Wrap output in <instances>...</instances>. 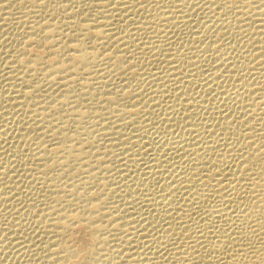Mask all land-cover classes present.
I'll return each instance as SVG.
<instances>
[{"label":"rangeland","instance_id":"rangeland-1","mask_svg":"<svg viewBox=\"0 0 264 264\" xmlns=\"http://www.w3.org/2000/svg\"><path fill=\"white\" fill-rule=\"evenodd\" d=\"M13 1V4H15L20 0ZM23 1L22 4L20 3L22 0L18 4L20 7L24 4L22 6L23 9L19 7L22 10H18V7H16L17 3L15 7L12 4L13 7L10 8L11 5L9 6L11 10L13 9L12 11L10 9L7 10V7L4 11L3 9L0 10V19L2 18V21L4 19L8 20L7 15H9V12L12 14L13 19H16L13 20L12 17H10L13 21L9 19V21H6L7 24L6 22H1L3 24L0 23V25L3 26H0V43L4 44L3 46L0 44V135L4 133L0 138V172H2V174H0V264H65L66 258L71 250H77V255L75 254V257L67 261L69 263L66 264H176L179 260L180 262L178 264H186L189 258L191 259L192 256H194L193 250H191L193 249L192 247L195 245L197 247L200 245L206 247L207 245L205 244L216 237V232L214 234L213 232L218 230L219 226L217 227V225H221L222 223L219 215H214V217H217L213 218V214L210 213L212 209L215 210L219 208L216 204L220 205L219 209L224 208V205H221L216 195L217 191L221 189L224 190V186L227 185L224 192L229 195L230 193L232 194L230 189L233 190V188L229 186L240 188L242 185L239 184H243V187H241L243 196L242 200L240 199L241 202H243L244 199V204H242L246 205V201L251 199L254 204L257 203H255L256 199L255 201L253 200L254 196L252 195V187L249 185V182L240 183V181H235L236 183L234 182V185L226 181L225 176L230 175L232 173L231 171L237 173L238 160L243 156L242 154L246 151H250L245 149H250V147H248L250 141L254 143V138L248 141L247 133L250 134L249 129L255 127L254 130H258L259 126L258 131L260 132L257 131V135L261 133L260 135L264 137V130L261 131L264 129V0H255L256 2L254 0H117V3L115 2L116 0H110L112 4L109 3L108 0H40V2L38 1V5L41 6L37 8H34L36 6L35 2L31 3V0H28V2L30 1L31 3L30 5V3L27 4V0ZM98 2L102 3V6L107 7V9L104 7V9H102V6ZM130 2L131 4H129ZM115 3L118 4V6H116ZM5 4L6 3H2L0 5L2 6ZM119 4H121L120 7ZM207 9H210V11ZM25 10L28 11L26 12ZM102 10L104 11L103 14H101ZM107 10L110 12L108 13ZM163 13L165 14L164 17L169 16L172 21H175L176 24H174L172 28H165L167 27L165 26L166 22H164L163 19L157 18L163 16ZM13 14L17 15L15 16ZM102 15L104 17H102ZM109 15L116 16L113 18L111 17L112 20H110V26H108L110 32H108L109 35L107 33V37L105 38L93 37L94 34H92V38H90V35L86 37L82 34L83 38L81 37L82 35L79 36L80 31H78L76 27H73L71 23V20L72 22L75 21L74 23L78 21L84 23L88 20L89 22L92 21L95 27H97V25H101L98 22H105V17L108 19ZM72 16H74V18ZM69 18L71 20H69ZM100 18H102V20H100ZM97 19L99 21H97ZM156 19L160 20V22L162 21V23ZM94 20L97 22L94 23ZM47 21V24H52V27L57 29V34L59 33V35H57L54 32L55 34L53 33V35L50 29V31L47 30L48 34L46 37L47 39L50 38L49 43L50 45L52 44L51 47L46 45L49 44L48 40H46L47 43H45L44 39H41V37H43V32H41V34L39 33L40 30H38V27H40V25L42 26V24H45L44 22ZM80 22L76 24H80ZM162 24L164 26H161ZM33 25L36 27L31 28ZM61 26L62 28H60ZM65 26L67 29H65ZM34 30L36 31L34 32ZM31 33H33V35H31ZM27 35H30L28 37L32 36L34 39L37 37L36 41L41 39L40 41H42V43L44 41L45 44L35 43V40L32 42V37L28 38ZM51 35H57L55 36L56 39ZM67 35H69V37ZM27 38L31 40L28 41ZM53 38L57 42L54 41L51 43V41L54 40ZM117 38L121 39L119 40ZM122 38H126L127 40L124 39L123 41ZM82 39H85L86 44L84 47V43L80 45V47H75V45L81 44L79 41H82ZM97 39L98 41L95 42ZM24 42L27 44L26 46L23 45L25 44ZM123 42H125V44H123ZM61 43L63 46L65 44L64 47L66 49H61L60 51L59 49L63 47L62 45V47H60ZM69 44L72 49L68 48ZM72 44H75V48H73ZM16 46L20 49L26 47L27 51L25 52L27 56L33 54L29 57L34 58L38 55L40 61L42 60L37 66L39 69L35 70L37 73L32 72L34 76L32 81L34 84H30L31 87L27 85V82H24L25 72L22 73L21 69L17 70V72L16 69H12L17 65L15 57L11 56L13 52L17 50ZM86 46L89 51L95 48V50L93 49V51L89 52L91 54L89 58L93 60V63L88 61V65L83 66L85 63L83 64L82 62L79 63V65H83L79 66L77 63L76 66L75 63L79 62V60H77V58L75 60L73 56H78L81 49H84ZM26 48L24 50H26ZM76 48L80 51H77ZM86 49L87 48H85V50ZM62 50H64V52ZM74 52H79V54H75ZM92 52H96L98 56L95 58L96 60L93 59L94 54ZM68 53L70 55L72 53L73 56L71 55L70 57ZM9 55L11 57H9ZM70 61L71 63L73 62L75 67L71 66L73 64H71ZM11 62L15 63L12 64ZM21 63L23 62H20V64ZM55 63H58L59 66L63 63V66L66 65L67 69L65 66L64 68L61 66L60 70L64 71L63 74L59 70V72L53 76L45 75L46 71H44L43 68L54 65L57 66ZM175 66L179 71L176 70ZM71 67H74L75 71ZM40 68L43 70L41 69L40 71ZM115 68L116 71L118 70L117 72ZM77 73L79 74L77 75ZM17 89L18 91L25 90L28 93L30 90V93L32 90L34 92H32L30 97L26 95V97L29 98H27L28 101L25 102H29V105H24V109L21 108L24 97L22 101L20 98L18 100L17 94L19 95V93L15 92ZM97 95L99 97H97ZM16 98L21 103L16 102L17 100H13L14 102L12 100L10 101V99ZM11 104L14 105L11 106ZM252 105L262 108V110L260 109L262 112L257 110V113H259L258 116L252 113ZM41 110L45 113L44 116L42 115L43 117L41 116L42 119L40 116V118L36 116ZM33 111H37V113L35 112V117H33ZM37 117L39 119H37ZM34 118H36L35 121H33ZM61 120L63 122H61ZM38 122L39 124H37ZM256 123H258L257 126ZM35 124L39 126L35 127ZM224 124L226 126H224ZM247 124L249 125L247 126ZM27 126H33L35 128V130L33 129L32 131L33 133L31 130L30 133L27 130L22 131L24 127L26 128ZM60 128L62 129L59 130ZM222 128L224 130L226 129V132L223 131ZM53 130H58V132L54 133ZM191 130L192 134L190 133ZM59 131L60 138L63 136L64 139H67L65 142H61V146L70 147V145H73L77 148V150L75 148L72 149L73 151L76 150L75 152L66 151L68 154H65L61 151V148L59 150L54 149L53 145H57L56 143L59 141L55 138L59 134ZM52 133L55 134V137ZM21 134L25 136L23 137ZM255 137L258 138H256V140H261L260 137ZM170 140L173 141L170 142ZM179 140L182 142H179ZM63 143L66 144L64 145ZM209 144L211 146H209ZM58 145L60 146V144ZM81 145L82 149L85 151H81ZM59 146H55V148ZM183 147L185 148L183 149ZM256 147L257 145H254L252 148L256 149ZM204 148H207L206 150L209 149L211 152H206ZM78 149L79 152L81 151L80 153L84 154L85 152V159H80L81 156L77 157L80 159H78L79 161L75 159V154L78 152ZM198 149L199 151H197ZM203 149V153L205 152L204 154H206L204 157L207 160L213 157L217 159L229 152L228 157L230 156V158L228 160H231L228 162L230 164H225L229 167H225L224 165L225 168L223 172L225 171V175L224 178H222L223 186L220 185L221 188H219L220 186L217 187L218 183H214L213 187H209L208 189L205 187L198 189V187L194 188V190L191 187L194 192L188 189V187L184 190L181 189L184 188L183 186L185 185V183L183 184L182 181H180L181 178L183 180V177L189 175L194 165L197 163L203 164V162H210H206V159V161L204 160L202 153ZM55 150L59 152L56 153ZM177 150L180 151L178 152ZM232 150L233 153H231ZM44 151H47V154ZM70 152L73 153V155ZM194 152L198 153L197 155L203 158L202 162L197 161L198 159ZM69 153L73 157L69 156ZM80 153L78 155H80ZM83 154H81L82 157ZM219 154L222 156H219ZM66 155L69 158L66 157ZM62 156L66 157L68 160L71 159V161L75 159L76 162L69 161L70 164L66 163L68 161L66 160L65 162L64 160L66 158L63 160ZM207 156H210V158ZM190 157L193 158L191 159ZM48 158H56L58 160L55 159L51 162ZM243 159L244 157H242V161ZM56 161L57 164L54 163ZM231 161L233 163L236 161V166ZM242 161L240 160L239 163ZM185 162L188 166L183 164ZM47 163L50 166H48ZM205 163L203 165H206ZM231 163L234 165L233 167ZM42 165L47 166V168ZM184 166L185 168H183ZM64 167L67 168L64 169ZM208 167L209 165L207 164V168ZM228 168L231 169L229 170ZM187 170L189 174H187ZM39 172H41V175ZM176 173H182L181 175H183V177L180 175L178 176V174L176 175ZM167 176L170 177L168 178ZM3 181L6 182L4 183ZM180 182L182 184L181 188ZM236 184H238L239 187H237ZM204 189L205 191L208 190L206 191L207 195ZM187 190H189V192ZM196 191L198 192V197ZM250 192L251 194H248ZM260 192L263 191L260 190ZM57 193H59V195ZM170 193H172L171 195H173V197H168ZM202 193H204L206 197L201 195ZM244 193H246V195ZM180 194L183 195L181 196ZM186 195L189 197H186ZM56 196L62 197L58 198L62 200H57ZM175 196L176 198H174ZM182 197H185L187 200ZM231 197L227 198L232 199ZM246 197L248 199H245ZM70 198L71 200H69ZM191 199H195V203ZM229 205L231 206V204ZM50 206L57 208V212H60L57 213L59 215L66 214L68 216H73V214L76 215V213H83V215H86H84L86 218H88L89 215L94 216V221H92V223L94 222V229L90 230L88 229L89 227H85L86 221L78 225L75 223L74 225H76V227H72L75 229L73 232L71 231L72 228L67 227L64 228L65 230L63 228H61V231L58 230L59 233H63L67 229L66 232L69 231L67 234L70 233L69 235L66 234V238L63 237L64 239L62 238L64 234L62 235V233H60V238V234L58 235V232L55 234L49 227L50 223L48 219L55 217V215L50 217L47 214L48 210L46 209H49ZM181 208H183L184 214L182 210L179 211ZM175 209L178 210V212H176ZM83 210L84 212H82ZM88 211L92 215H88ZM175 212L176 214H174ZM94 213L98 216L97 219ZM177 213H179L181 217L183 216L182 219ZM52 214H54V212ZM185 214L188 215V219L184 218ZM189 214H191V216ZM166 215L168 217L171 215L169 217L170 220L168 217L165 219ZM172 216L174 220H171ZM175 218L177 221H175ZM217 219L219 220L217 221ZM185 221L189 222V225ZM174 222L176 223L175 226ZM179 222L180 224L182 222V225H187L182 226ZM172 223L173 229L171 228ZM191 223H194V226ZM214 226L217 228L216 230ZM180 227H183L181 228L182 230ZM184 227L188 228V230ZM210 228L212 232L209 230ZM172 230L175 231V233ZM242 230L244 235H249V233L244 232V230L249 231L248 229L246 230L244 228ZM70 231L73 234H71ZM207 232L211 233L208 234ZM182 234L184 236H182ZM197 234L198 236H196ZM165 236L169 239L165 238ZM193 236L194 238L192 239ZM186 237L191 239L187 240ZM195 237L199 240L197 241ZM201 237H206L203 238L205 242L203 239V241L200 240ZM253 238L259 240L257 235ZM59 240H67L66 242L68 243L65 245V242L63 244V242ZM166 240L167 242H165ZM166 243L169 244L167 245ZM165 244L167 247H165ZM63 245L64 250H66L65 246L71 250L67 251L68 253L66 251L61 252L62 250L60 249ZM169 245L170 247H168ZM173 245L178 249H175ZM196 246L195 248H197ZM143 247L145 249H143ZM171 248L174 249L171 250ZM204 250L206 251V249H203V251ZM195 251L196 249L194 252ZM172 252H176L175 254L177 255H173ZM206 252H203V254L205 253L207 256L210 255L208 260L207 258L205 261L197 259L198 254L196 253L194 262L196 264H204L207 261L205 264H209V258L214 254L211 253V255ZM63 257L64 260L66 259L65 261H63ZM132 260L136 261L133 262ZM138 261L139 263H137Z\"/></svg>","mask_w":264,"mask_h":264},{"label":"bare ground","instance_id":"bare-ground-1","mask_svg":"<svg viewBox=\"0 0 264 264\" xmlns=\"http://www.w3.org/2000/svg\"><path fill=\"white\" fill-rule=\"evenodd\" d=\"M17 1V0H16ZM21 1V0H20ZM19 1V2H20ZM26 1V0H25ZM38 1L40 2V0H31V3L33 2H35L36 4V6L34 7V8H37V7H39V6H41V5H38ZM65 1V0H64ZM93 1H97V0H93ZM92 1V2H93ZM99 1V0H98ZM102 1H105V0H102ZM109 1V3H111V1L110 0H108ZM107 1V2H108ZM121 1V0H120ZM123 1V0H122ZM129 1H131V0H129ZM240 1V0H239ZM248 1V0H247ZM246 1V2H247ZM255 1V0H254ZM13 0H0V4H2V3H6L5 5H0V10H2L3 9V11H4V9L7 7V10L8 9H10L11 7H13L12 5H14V7L16 6V3L15 4H13ZM19 2L17 3V6L16 7H18V10L20 9V8H22V6L24 5H21V7L20 6H18V4H19ZM24 1L22 0V2H20L21 4L23 3ZM27 2V4H29L30 3V1L28 2V0L26 1ZM42 2V1H41ZM73 2V1H72ZM114 2V1H113ZM116 3H117V0L115 1ZM119 2V1H118ZM128 2V1H127ZM228 2V1H227ZM256 2V1H255ZM31 3H30V5H31ZM43 3V2H42ZM41 3V4H42ZM98 3H100V2H98ZM103 3H105V2H103ZM108 3V4H109ZM115 3V4H116ZM142 3H143V1H142ZM151 3V2H150ZM232 3V2H231ZM251 3V2H250ZM9 4V5H8ZM12 4V5H11ZM26 4V3H25ZM112 4V3H111ZM114 4V3H113ZM126 4H128V3H126ZM129 4H131V2L129 3ZM141 4V3H140ZM153 4V3H152ZM259 4V3H258ZM262 4V3H261ZM11 5V6H10ZM43 5H44V3H43ZM98 5V4H97ZM100 5L102 6V3H100ZM105 5V4H104ZM120 5L121 4H119V7H120ZM249 5V4H248ZM251 5V4H250ZM5 6V7H4ZM9 6H10V8H9ZM27 6V5H26ZM56 6V5H55ZM70 6V5H69ZM80 6V5H79ZM113 6V5H112ZM115 6V5H114ZM116 6H118V4H116ZM123 6V5H122ZM179 6V5H178ZM224 6V5H223ZM258 6H260V5H258ZM20 7V8H19ZM99 7V6H98ZM106 8L107 9V7H105V6H102V9H104V8ZM24 8H25V6H24ZM30 8V7H29ZM42 8V7H41ZM40 8V9H41ZM94 8V7H93ZM108 8H109V6H108ZM252 8V7H251ZM23 9V8H22ZM22 9H20V10H22ZM32 9V8H31ZM99 9H101V8H99ZM110 9V8H109ZM221 9V8H220ZM230 9V8H229ZM245 9H246V7H245ZM248 9V8H247ZM11 10V9H10ZM13 10V9H12ZM11 10V11H12ZM88 10V9H87ZM185 10V9H184ZM207 10H209L210 11V9H207ZM263 10V9H262ZM26 11V10H25ZM28 11V10H27ZM26 11V12H27ZM37 11V10H36ZM108 11V13L110 12L109 10H107ZM113 11V10H112ZM242 11V10H241ZM6 12V11H5ZM14 12V11H13ZM12 12V13H13ZM25 12V13H26ZM103 10L101 11V14H103ZM106 12V11H105ZM114 12V11H113ZM113 12H111V13H113ZM124 12V11H123ZM3 13V12H2ZM50 13V12H49ZM83 13V12H82ZM110 13V14H111ZM151 13V12H150ZM171 13H173V12H171ZM241 13H243V12H241ZM9 15H7L8 16V20L7 19H4L3 21L0 19V23L1 22H6V21H9V19H10V17H12V19H13V16H12V14L9 12L8 13ZM20 14V13H19ZM69 14H72V13H69ZM85 14H86V12H85ZM106 14V13H105ZM117 14H119V13H117ZM133 14V13H132ZM250 14V13H249ZM262 14V13H261ZM264 14V13H263ZM1 15V14H0ZM5 15V16H6ZM13 15H15V14H13ZM17 15V14H16ZM15 15V16H16ZM38 15V14H37ZM73 15H75V14H73ZM97 15V14H96ZM163 16H161L160 18L159 17H157L158 19H163L164 20V22H166V25L165 26H167V27H165V28H172L173 27V25L174 24H176L175 23V21H172L170 18H169V16H166V17H164V13L162 14ZM258 15H259V12H258ZM22 16H23V14H22ZM69 16H71V15H69ZM94 16V15H93ZM116 16V15H115ZM115 16H112V15H109V17H108V19H106V17H105V22H98V23H100L101 25L100 26H98L97 25V27H95V25L93 24V22L92 21H90V22H92V23H90L88 20H86V22H80V21H78V22H80V24H76V23H78V22H76V23H74V22H72V20L69 18V20H71V23H72V25H73V27H76L77 29H78V31H80V35L79 36H81L82 34H84V36H86V37H88V35H90L89 37L90 38H92L91 37V35L92 34H94L93 35V37H96V38H105V37H107V33L108 32H110V30L108 29V26H110L109 25V22H111L110 20H112V18L113 17H115ZM118 16V15H117ZM244 16V15H243ZM250 16V15H249ZM253 16H254V14H253ZM256 16V15H255ZM4 17V16H3ZM73 18H74V16H72ZM97 17H98V15H97ZM101 17V16H100ZM102 17H104L103 15H102ZM112 17V18H111ZM153 17V16H152ZM263 17V16H262ZM51 18V17H50ZM86 18V17H85ZM92 18V17H91ZM126 18V17H125ZM175 18V17H174ZM181 18V17H180ZM12 19H10V21L12 20ZM15 19V18H14ZM13 19V20H14ZM93 19V18H92ZM99 19V18H98ZM97 19V21H99ZM104 19V18H103ZM143 19V18H142ZM253 19V18H252ZM12 20V21H13ZM16 20V19H15ZM34 20V19H33ZM63 20V19H62ZM75 20V19H74ZM85 20H83V21H85ZM100 20H102V18H100ZM157 20V19H156ZM20 21V20H19ZM97 21H95L94 20V23L95 22H97ZM157 21H159L160 22V20H157ZM156 21V22H157ZM207 21V20H206ZM262 21V20H261ZM260 21V22H261ZM62 22V21H61ZM89 22V23H88ZM144 22V21H143ZM152 22V21H151ZM163 22V23H164ZM263 22V21H262ZM11 23V22H10ZM14 23V22H13ZM18 23V22H17ZM28 23V22H27ZM35 23H37V22H35ZM35 23H34V25H35ZM41 23V22H40ZM45 24H42V26L40 25V27H38V30H40V32L39 33H41V32H43V34H42V36L43 37H41V39H44V41H45V43H47V41L46 40H48V43H49V39H47V34H48V31H50L51 32V34H53L54 32L57 34V29L54 27H52L53 25L51 24L50 25V23L49 24H47L48 23V21L47 22H44ZM60 23V22H59ZM63 23V22H62ZM131 23V22H130ZM138 23V22H137ZM149 23V22H148ZM160 23H162V21L160 22ZM219 23V22H218ZM1 24H3V23H1ZM6 24H7V22H6ZM12 24V23H11ZM38 24H39V22H38ZM38 24H36V25H38ZM56 24V23H55ZM61 24V23H60ZM67 24V23H66ZM143 24V23H142ZM151 24V23H150ZM208 24V23H207ZM227 24V23H226ZM32 26L31 28H33V27H36V26ZM58 25V24H57ZM61 25H63V24H61ZM69 25H70V23H69ZM71 25V26H72ZM147 25V24H146ZM1 27H3L2 25H0ZM30 26V25H29ZM60 26V25H59ZM105 26V27H104ZM112 26V25H111ZM144 26V25H143ZM148 26V25H147ZM161 26H164L163 24L161 25ZM203 26V25H202ZM207 26V25H206ZM216 26V25H215ZM10 27V26H9ZM28 27V26H27ZM8 28V27H7ZM59 28V27H58ZM60 28H62V26L60 27ZM69 28H70V26H69ZM147 28H149V27H147ZM14 29V28H13ZM27 29H30V28H27ZM35 29V28H34ZM50 29V30H49ZM65 29H67L66 28V26H65ZM72 29V28H71ZM141 29H143V28H141ZM151 29V28H150ZM22 30V29H21ZM33 30V29H32ZM37 30V29H36ZM36 30H34V32L36 31ZM37 30V31H38ZM48 30V31H47ZM59 30V29H58ZM72 30H75V29H72ZM135 30V29H134ZM53 31V32H52ZM57 31V32H56ZM60 31V30H59ZM77 31V30H76ZM112 31V30H111ZM156 31V30H155ZM30 32V31H29ZM33 32V31H32ZM50 32H49V34H50ZM63 32V31H62ZM69 32V31H68ZM133 32V31H132ZM137 32V31H136ZM145 32V31H144ZM165 32V31H164ZM1 33V32H0ZM28 33V32H27ZM54 33V34H55ZM130 33V32H129ZM137 33H139V32H137ZM172 33V32H171ZM6 34V33H5ZM53 34V35H54ZM61 34V33H60ZM135 34V33H134ZM133 34V35H134ZM156 34V33H155ZM158 34V33H157ZM31 35H33V33H31ZM34 35H35V33H34ZM37 35H38V32H37ZM40 35V34H39ZM53 35H51V36H53ZM57 35H59V33L57 34ZM57 35H55V36H57ZM96 35V36H95ZM108 35H109V33H108ZM28 36H30V35H27V37ZM55 36H53L55 39H56V37ZM68 37H69V35H67ZM76 36V35H75ZM111 36H113V35H111ZM110 36V37H111ZM132 36V35H131ZM146 36V35H145ZM32 37V36H31ZM31 37H28V38H31ZM39 37V36H38ZM78 37V36H77ZM81 37H83V35L81 36ZM110 37H108V38H110ZM113 37H115V36H113ZM135 37V36H134ZM152 37V36H151ZM159 37V36H158ZM14 38H15V36H14ZM26 38V37H25ZM28 38H27V40H28ZM53 38V39H54ZM60 38H61V36H60ZM59 38V39H60ZM84 38V37H83ZM96 38H93V39H96ZM128 38V37H127ZM155 38V37H154ZM36 39H37V37L34 39L33 37H32V42H33V40H35L34 42L35 43H42V41H40L41 39H38L37 41H36ZM52 39V40H53ZM53 40V41H51V43L52 42H54V41H56V40ZM78 39V38H77ZM86 39V38H85ZM85 39H82V41H79V43H81V44H77V45H75V47H80V45H82L83 43V47H84V45L86 44L85 43ZM88 39V38H87ZM117 39H121V38H117ZM123 39V38H122ZM124 39H126V38H124ZM124 39H123V41H124ZM150 39V38H149ZM156 39V38H155ZM159 39V38H158ZM30 40H28V41H30ZM127 40V39H126ZM44 41H43V43H44ZM63 41V40H62ZM87 41V40H86ZM91 41V40H90ZM96 41H98V39L97 40H95V42ZM130 41V40H129ZM1 42H3V41H1ZM4 42H5V40H4ZM3 42V43H4ZM57 42V41H56ZM70 42V41H69ZM68 42V43H69ZM75 42H77V41H75ZM171 42V41H170ZM169 42V43H170ZM25 43V42H24ZM28 43V42H27ZM42 43V44H43ZM44 43V44H45ZM66 43V42H65ZM127 43H129V42H127ZM0 44H2V43H0ZM31 44V43H30ZM32 44H34V43H32ZM123 44H125V42H123ZM135 44V43H134ZM157 44V43H156ZM261 44V43H260ZM4 44H2V46H3ZM24 46H26L27 44L25 43V44H23ZM35 45V44H34ZM46 45H48V46H50L51 47V45H50V43L49 44H46ZM63 46V44L61 43L60 44V47H62ZM73 45V44H72ZM74 45H73V48H75L74 47ZM91 45V44H90ZM93 45V44H92ZM128 45V44H127ZM151 45V44H150ZM163 45V44H162ZM18 46H20V45H18ZM30 46V45H29ZM36 46V45H35ZM43 46V45H42ZM45 46V45H44ZM64 46H65V44H64ZM62 47V48H60L59 50L61 51V49H66L65 47ZM124 46V45H123ZM23 47V46H22ZM28 47V46H27ZM34 47V46H33ZM52 47H54V46H52ZM67 47V46H66ZM158 47V46H157ZM173 47V46H172ZM1 48V47H0ZM14 48V47H13ZM16 48H17V46H16ZM26 47H24V48H22V49H20L19 47L17 48V50H15L14 52H13V55H11V56H13V57H15V62H16V64L17 65H15L14 66V68H12V69H16V72H17V70H22L21 72L23 73V72H25L24 73V75H25V79H24V82H27V85L29 86L30 84H34V82L32 81L33 80V74H32V72H35V70L37 69H39V67L37 68V66L40 64V62H42V60L40 61V57L37 55V57H29V56H27L26 55V52L25 51H27V48H26V50H24ZM39 48V47H38ZM44 48V47H43ZM68 48H70V44H69V47ZM82 48V47H81ZM80 48V49H81ZM85 48H87L88 49V47L86 46ZM85 48L84 49H81V52H80V54H79V52L78 53H75V54H79L78 56L77 55H72V53H71V55L75 58V60H76V58H77V60H79V62H76L75 63V65L77 66V63H78V65H79V63H82L83 62V64L85 63V65H83V64H81V65H83V66H87L88 64V61H91L92 63H93V60L91 59V58H89V57H91V54L89 53L90 51H93V49L95 50V48H93V49H91L90 51H89V49L86 51L85 50ZM150 48H151V46H150ZM160 48H161V46H160ZM169 48V47H168ZM28 49H30V48H28ZM35 49V48H34ZM52 49V48H51ZM70 49H72V47L70 48ZM36 50V49H35ZM34 50V51H35ZM74 50V49H73ZM76 50H77V48H76ZM76 50H74V51H76ZM83 50V51H82ZM85 50V51H84ZM97 50V49H96ZM151 50H152V48H151ZM166 50V49H165ZM168 50V49H167ZM46 51V50H45ZM63 52H64V50H62ZM68 51V50H67ZM70 51H72V50H70ZM77 51H80L79 49L77 50ZM30 52H32V51H30ZM36 52V51H35ZM48 52V51H47ZM168 52V51H167ZM170 52V51H169ZM14 53H17V54H14ZM28 53V52H27ZM94 55V58L93 59H95L96 57H98L97 56V54H96V52H92ZM98 53V52H97ZM172 53H173V51H172ZM176 53V52H175ZM51 54V53H50ZM169 54V53H168ZM174 54V53H173ZM9 55V57H11ZM33 55V54H32ZM31 55V56H32ZM63 55V54H62ZM68 55H70L69 53H68ZM71 55H70V57H71ZM258 55V54H257ZM92 56V57H93ZM169 56V55H168ZM70 57H69V59H70ZM73 57H72V60H73ZM27 58V59H26ZM30 58V59H29ZM89 58V59H88ZM168 58V57H167ZM177 58V57H176ZM182 58H184V57H182ZM262 58V57H261ZM12 59V58H11ZM52 59V58H51ZM91 59V60H90ZM151 59V58H150ZM178 59V58H177ZM176 59V60H177ZM71 60V61H72ZM75 60H74V62H75ZM86 60V61H85ZM96 60V59H95ZM120 60H121V58H120ZM175 60V61H176ZM71 61H70V63H71ZM122 61V60H121ZM169 61V60H168ZM15 62H11L12 64L13 63H15ZM20 62H23V63H21L22 64V66H21V64H20ZM58 62V61H57ZM166 62V61H165ZM171 62V61H170ZM58 63H60V62H58ZM58 63H55V64H57V66L56 65H54V66H49L48 68L46 67V68H43L44 69V71H46L45 72V75H48V76H53V75H55V74H57L58 72H59V70H60V67L61 66H63V63H62V65L61 66H59V64ZM169 63V62H168ZM227 63V62H226ZM71 64H73V62L71 63ZM70 64V65H71ZM90 64V63H89ZM165 64H167V63H165ZM175 64H176V62H175ZM237 64V63H236ZM20 65V66H19ZM68 65V64H67ZM81 65H79V66H81ZM96 65V64H95ZM171 65V64H170ZM191 65V64H190ZM223 65V64H222ZM65 66V68H66V65H64ZM64 66H63V68H64ZM71 66H74V64L73 65H71ZM78 66V67H79ZM90 66V65H89ZM169 66V65H168ZM177 66V65H176ZM176 66H175V68H176ZM67 67H69V66H67ZM75 67V66H74ZM74 67H71L73 70H74ZM192 67V66H191ZM62 68V69H63ZM81 68V67H80ZM82 68H84V67H82ZM91 68V67H90ZM89 68V69H90ZM126 68H128V67H126ZM41 69L42 68H40V71H41ZM42 69V70H43ZM67 69V68H66ZM66 69H65V71H66ZM76 69V68H75ZM119 69V68H118ZM221 69V68H220ZM9 70V69H8ZM121 70V69H120ZM173 70V69H172ZM176 70L177 71H179V69H177L176 68ZM61 72H62V74H63V70H60ZM75 71V70H74ZM77 71H78V69H77ZM115 71H116V68H115ZM118 71V70H117ZM116 71V72H117ZM171 71V70H170ZM176 71V72H177ZM1 72V71H0ZM169 72V71H168ZM172 72V71H171ZM35 73H37V72H35ZM150 73V72H149ZM148 73V74H149ZM178 73H180V72H178ZM204 73V72H203ZM16 74H18V73H16ZM39 74V73H38ZM79 73H77V75H78ZM147 74V75H148ZM153 74V73H152ZM151 74V75H152ZM177 74V73H176ZM3 75V74H2ZM44 75V74H43ZM67 75V74H66ZM181 75V74H180ZM11 76V75H10ZM140 76H141V74H140ZM155 76H156V74H155ZM154 76V77H155ZM168 76V75H167ZM174 76V75H173ZM179 76V75H178ZM182 76V75H181ZM16 77V76H15ZM17 77H19V76H17ZM142 77V76H141ZM153 77V78H154ZM163 77V76H162ZM176 77V76H175ZM180 77V76H179ZM214 77V76H213ZM12 78V77H11ZM14 78V77H13ZM20 78V77H19ZM22 78H23V76H22ZM178 78V77H177ZM54 79V78H53ZM57 79V78H56ZM65 79V78H64ZM104 79V78H103ZM167 79V78H166ZM176 79V78H175ZM180 79V78H179ZM185 79H187V78H185ZM5 80V79H4ZM19 80V79H18ZM79 80V79H78ZM73 81V80H72ZM156 81V80H155ZM154 81V82H155ZM175 81V80H174ZM177 81V80H176ZM23 82V83H24ZM175 83V82H174ZM196 83V82H195ZM194 83V84H195ZM180 84V83H179ZM247 84V83H246ZM17 85V84H16ZM187 85V84H186ZM19 86V85H18ZM22 86H23V84H22ZM65 86V85H64ZM17 87V86H16ZM30 87H31V85H30ZM67 87V86H66ZM131 87V86H130ZM36 88V87H35ZM34 88V89H35ZM128 88V87H127ZM38 89V88H37ZM179 89V88H178ZM181 89V88H180ZM36 90V89H35ZM49 90V89H48ZM135 90V89H134ZM133 90V91H134ZM261 90V89H260ZM31 91V90H30ZM30 91H29V93L27 92V91H18V89H17V91H15V92H18L19 93V95L17 94V96H18V100H19V98L21 99V101L23 102V105H22V107L21 108H23L24 109V107L29 103H27V102H25V101H28L27 100V98H29L30 96H31V94H32V92H33V90H32V92L30 93ZM139 91V90H138ZM256 91H257V88H256ZM13 92V91H12ZM47 92V91H46ZM101 92V91H100ZM132 92V91H131ZM172 92V91H171ZM189 92V91H188ZM187 92V93H188ZM191 92V91H190ZM259 92V91H258ZM34 93V92H33ZM49 93V92H48ZM67 93V92H66ZM140 93V92H139ZM176 93V92H175ZM13 94V93H12ZM16 94V93H15ZM30 94V95H29ZM119 94V93H118ZM130 94H132V93H130ZM129 94V95H130ZM245 94V93H244ZM14 95V94H13ZM26 95H28L29 97H26ZM117 95V94H116ZM133 95V94H132ZM161 95V94H160ZM8 96V95H7ZM34 96V95H33ZM64 96V95H63ZM103 96V95H102ZM162 96V95H161ZM14 97V96H13ZM24 97V98H23ZM47 97V96H46ZM65 97H67V96H65ZM97 97H99L98 95H97ZM123 97H124V95H123ZM126 97V96H125ZM130 97V96H129ZM178 97V96H177ZM182 97V96H181ZM23 98V99H22ZM6 99V98H5ZM66 99V98H65ZM64 99V100H65ZM125 99V98H124ZM141 99V98H140ZM150 99H151V97H150ZM13 101V100H17V98L16 99H10V101ZM16 101V102H20V101ZM42 100H44V99H42ZM52 100V99H51ZM115 100V99H114ZM131 100V99H130ZM67 101V100H66ZM124 101V100H123ZM188 101V100H187ZM14 102V101H13ZM12 102V103H13ZM237 102V101H236ZM11 103V102H10ZM21 103V102H20ZM41 103V102H40ZM143 103H144V101H143ZM173 103V102H172ZM66 104H67V102H66ZM120 104V103H119ZM14 105V104H13ZM12 104H11V106H13ZM25 105V106H24ZM29 105V104H28ZM115 105V104H114ZM143 105V104H142ZM148 105V104H147ZM24 106V107H23ZM40 106H41V104H40ZM134 106V105H133ZM146 106V105H145ZM262 106V105H261ZM28 107V106H27ZM53 107V106H52ZM136 107H137V105H136ZM139 107V106H138ZM197 107V106H196ZM14 108V107H13ZM122 108V107H121ZM146 108V107H145ZM29 109V108H28ZM92 109V108H91ZM147 109H148V107H147ZM198 109V108H197ZM251 109H252V113H254L255 114V116H258V114L259 113H257V110H262V108H260L259 106H256V105H252V107H251ZM264 109V108H263ZM36 110V109H35ZM136 110V109H135ZM260 110V111H261ZM92 111V110H91ZM140 111V110H139ZM244 111V110H243ZM251 111V110H250ZM34 112V111H33ZM36 113H37V111H35ZM34 112V116L33 117H35V113ZM135 112V111H134ZM141 112V111H140ZM179 112V111H178ZM177 112V113H178ZM230 112V111H229ZM262 112V111H261ZM260 112V113H261ZM40 113V114H39ZM39 113H37V114H39V115H37L36 114V116H44V112L41 110V112L39 111ZM122 113V112H121ZM182 113V112H181ZM251 113V114H252ZM5 114V113H4ZM81 114V113H80ZM127 114V113H126ZM130 114V113H129ZM138 114V113H137ZM152 114V113H151ZM244 114H246V113H244ZM32 116V115H31ZM42 116V117H43ZM80 116V115H79ZM83 116V115H82ZM86 116V115H85ZM164 116V115H163ZM253 116V115H252ZM2 117V116H1ZM37 117V119H39ZM42 117H41V119H42ZM121 117V116H120ZM254 117V116H253ZM27 118V117H26ZM46 118V117H45ZM89 118V117H88ZM119 118V117H118ZM190 118V117H189ZM256 118V117H255ZM28 119V118H27ZM35 119L36 118H34V120L33 121H35ZM72 119V118H71ZM82 119V118H81ZM125 119V118H124ZM191 119H192V117H191ZM3 120V119H2ZM48 120V119H47ZM58 120V119H57ZM69 120V119H68ZM84 120V119H83ZM167 120V119H166ZM177 120V119H176ZM186 120V119H185ZM255 120H257V119H255ZM40 121V120H39ZM77 121V120H76ZM131 121V120H130ZM173 121V120H172ZM194 121H196V120H194ZM260 121H261V119H260ZM263 121V120H262ZM41 122V121H40ZM61 122H63L62 120H61ZM124 122H125V120H124ZM124 122H122V123H124ZM259 122V121H258ZM5 123H6V120H5ZM22 123V122H21ZM26 123V122H25ZM36 123V122H35ZM45 123V122H44ZM48 123V122H47ZM158 123V122H157ZM173 123V122H172ZM197 123V122H196ZM216 123V122H215ZM248 123V122H247ZM255 123V122H254ZM28 124V123H27ZM34 124V123H33ZM37 124H39V122L37 123ZM41 124V123H40ZM52 124V123H51ZM54 124V123H53ZM240 124V123H239ZM251 124V123H250ZM257 124L258 123H256V126H257ZM1 125V124H0ZM26 125V124H25ZM30 125H31V123H30ZM193 125V124H192ZM241 125V124H240ZM245 125V124H244ZM249 124H247V126H248ZM255 125V124H254ZM259 125H261V124H259ZM3 126V125H2ZM21 126V125H20ZM29 126V125H28ZM24 127V129L22 130V131H29V133H30V130H31V132L33 131V129L35 130V128L33 127V126H30V127ZM38 127L39 125H36L35 124V127ZM42 126V125H41ZM50 126V125H49ZM53 126V125H52ZM223 126V125H222ZM221 126V127H222ZM224 126H226L225 124H224ZM252 126V125H251ZM250 126V127H251ZM5 127V126H4ZM121 127V126H120ZM195 127V126H194ZM263 127V126H262ZM23 128V127H22ZM48 128V127H47ZM169 128V127H168ZM200 128V127H199ZM205 128V127H204ZM212 128V127H211ZM225 128V127H224ZM249 128V127H248ZM254 128L255 127H251L249 130H250V134L249 133H247L248 134V141H249V139H253V141H254V143L253 142H249V145H248V147H250V149L248 148H245L246 150H250V151H246L244 154H242L243 156L242 157H244V159H243V161H242V157L241 156H239V157H241L238 161L240 162V160L242 161L241 163H239V162H237V166H238V170H237V173L236 172H234V171H231L232 173L230 174V175H226L225 176V179H226V181H228L230 184H234V182L235 181H240V183L241 182H243V183H248L249 182V185L252 187V195L254 196L253 197V200L255 201V199H256V201H255V203L256 204H254L253 203V201H251V200H248V201H246L247 203H246V205H243L244 203V199H243V202H241L240 201V199L242 200V196H243V194H242V188L241 187H243V184H239V185H242L240 188H236V186H235V188L234 187H232V186H229V187H231V188H233V190L232 189H230V191H232V194L230 193L229 195H227V194H225L226 192H224V190H225V187L227 186V185H225L224 186V190L223 189H221V190H219V191H217V196H218V198H219V202L221 203V205H224L223 207V209H219L220 208V205H218V204H216V206H219V208H217V209H212L211 210V212L210 213H212L213 214V218H216V217H214V215H219L220 217H221V225H217V227L219 226V228H218V230H216L217 228H215V226H214V229L216 230V231H214L213 232V234L216 232V234H215V236L216 237H214V238H212V240H210L208 243H204L205 245H207L206 247H202L200 244V246L199 247H197L196 245V247L197 248H195V246L194 247H192L193 249H191V250H193V254H194V256H192V258L190 259L189 258V260L186 262L185 260V262H186V264H196L194 261V259L196 258L195 256V254L197 253L198 254V257H197V259H199V260H204L205 261V259L207 258V260H208V257L210 256L209 254H211V253H213L214 255H212L211 256V258H209V261L211 262H209V264H264V137L262 136V135H260V134H258L257 135V133L258 132H260V131H258L259 130V126H258V130H254ZM43 129H45V128H43ZM55 129V128H54ZM62 128H60L59 130H61ZM115 129V128H114ZM119 129V128H118ZM196 129V128H195ZM194 129V130H195ZM227 129H230V128H227ZM2 130H4V129H2ZM6 130V129H5ZM9 130V129H8ZM18 130V129H17ZM40 130V129H39ZM75 130V129H74ZM82 130V129H81ZM201 130H202V128H201ZM222 130L223 131H225L226 132V129L224 130L223 128H222ZM248 130V131H249ZM264 129H262L261 131H263ZM10 131V130H9ZM37 131V130H36ZM51 131V130H50ZM49 131V132H50ZM54 131V133L55 132H58V130L57 131H55V130H53ZM79 131V130H78ZM83 131V130H82ZM198 132H200L199 130H197ZM196 131V132H197ZM258 131V132H257ZM2 132V131H1ZM4 132V131H3ZM6 132V131H5ZM20 132H21V129H20ZM142 132V131H141ZM189 132V131H188ZM194 132V131H193ZM195 132V133H196ZM228 132V131H227ZM27 133V132H26ZM33 133V132H32ZM39 133V132H38ZM54 133H52V134H54ZM63 133H65V132H63ZM121 133V132H120ZM190 133L192 134V130L190 131ZM206 133H207V131H206ZM4 134V133H3ZM2 133H1V135H3ZM58 134V133H57ZM113 134V133H112ZM134 134V133H133ZM159 134V133H158ZM183 134V133H182ZM201 134V133H200ZM1 135H0V138H1ZM7 135V134H6ZM23 137L25 136L24 134H21ZM21 135H19V136H21ZM37 135V134H36ZM43 135V134H42ZM58 135H59V137H58ZM57 135V137H55V134L53 135L55 138H57L59 141H57V145H53V147H54V149H57V150H59L60 148H61V151L62 152H64L65 154H68L66 151H73L72 149L73 148H75L73 145H70V147H63V146H61V142H65V140H67V139H64L63 138V136H62V134H61V138H60V131H59V134ZM75 135H76V133H75ZM167 135V134H166ZM169 135V134H168ZM212 135H214V134H212ZM222 135V134H221ZM9 136V135H8ZM14 136V135H13ZM21 136V137H22ZM39 136V135H38ZM37 136V137H38ZM43 136H45V135H43ZM68 136V135H67ZM156 136V135H155ZM255 136H258V137H260L261 138V140H256V138L257 137H255ZM17 137V136H16ZM41 137V136H40ZM39 137V138H40ZM52 137V136H51ZM53 137V138H54ZM65 137V136H64ZM182 137V136H181ZM180 137V138H181ZM187 137V136H186ZM206 137V136H205ZM214 137V136H213ZM212 137V138H213ZM217 137V136H216ZM3 138V137H2ZM42 138V137H41ZM146 138V137H145ZM150 138V137H149ZM185 138V137H184ZM188 138V137H187ZM195 138V137H194ZM199 138V137H198ZM24 139V138H23ZM35 139H36V136H35ZM38 139V138H37ZM68 139H70V138H68ZM78 139V138H77ZM202 139V138H201ZM218 139V138H217ZM258 139V138H257ZM263 139V140H262ZM3 140V139H2ZM40 140V139H39ZM42 140V139H41ZM74 140V139H73ZM196 140V139H195ZM69 141V140H68ZM71 141V140H70ZM86 141V140H85ZM116 141V140H115ZM142 141V140H141ZM173 141V140H172ZM171 140H170V142H172ZM192 141V140H191ZM202 141V140H201ZM214 141V140H213ZM225 141V140H224ZM45 142V141H44ZM59 142V143H58ZM140 142V141H139ZM145 142V141H144ZM179 142H182V141H180L179 140ZM199 142V141H198ZM32 143V142H31ZM43 143V142H42ZM67 143V142H66ZM65 143V144H66ZM76 143V142H75ZM85 143V142H84ZM84 143H83V146H84ZM88 143V142H87ZM126 143V142H125ZM168 143V142H167ZM185 143V142H184ZM191 143H193V142H191ZM196 143V142H195ZM253 143V144H252ZM44 144V143H43ZM58 144H60V146L58 145ZM64 144V143H63ZM64 144V145H65ZM69 144V143H68ZM164 144V143H163ZM174 144V143H173ZM179 144H181V143H179ZM250 144H252V145H250ZM52 145V144H51ZM150 145V144H149ZM177 145V144H176ZM183 145V144H182ZM191 145V144H190ZM207 145V144H206ZM245 145V144H244ZM243 145V146H244ZM254 145H257V147H256V149L255 148H252V147H254ZM35 146V145H34ZM55 146H59V147H56L55 148ZM67 146H69V145H67ZM141 146V145H140ZM165 146H168V145H165ZM165 146H164V148H165ZM171 146H172V144H171ZM185 146V145H184ZM186 146H187V144H186ZM209 146H211L210 144H209ZM242 146V147H243ZM16 147V146H15ZM53 147H52V149H53ZM146 147V146H145ZM176 147V146H175ZM194 147V146H193ZM214 147V146H213ZM2 148V147H1ZM44 148H46V147H44ZM81 149H82V145H81V147H80ZM79 148V149H80ZM173 148V147H172ZM177 148H179V147H177ZM176 148V149H177ZM185 147H183V149H184ZM190 148V147H189ZM195 148V147H194ZM193 148V149H194ZM207 148H209V147H207ZM206 148V149H207ZM214 148H216V147H214ZM47 149V148H46ZM54 149H53V151H54ZM76 150H77V148H75ZM74 149V150H75ZM79 149H78V152L75 154L76 155V157H75V155H74V157H75V159L76 160H78L79 158H77V157H80V159H85L84 157L86 156V154H85V152H84V154L83 153H80L81 151H85V150H81L80 152H79ZM139 149V148H138ZM143 149V148H142ZM182 149V148H181ZM182 149V150H183ZM192 149V150H193ZM205 149V148H204ZM204 149L202 150V153H203V151H204ZM205 149V150H206ZM243 149V148H242ZM45 150V149H44ZM75 150V151H76ZM146 150V149H145ZM186 150V149H185ZM191 150V149H190ZM194 150H196V149H194ZM214 150V149H213ZM234 150V149H233ZM233 150L231 151V153H233ZM236 150V149H235ZM238 150V149H237ZM51 151V150H50ZM56 151V150H55ZM75 151H73V152H75ZM170 151H171V149H170ZM175 151V150H174ZM178 152L180 151V150H177ZM197 151H199V149L197 150ZM207 151H210L209 149L208 150H206V152ZM219 151V150H218ZM45 153L47 152V151H44ZM49 152V151H48ZM57 152H59V151H56V153ZM70 152V153H71ZM131 152V151H130ZM152 152V151H151ZM196 152V151H195ZM194 152V153H195ZM211 152V151H210ZM224 152V151H223ZM45 153H43L44 155H46ZM53 153V152H52ZM51 153V154H52ZM63 153V154H64ZM69 153V156H71V154L73 155V153H71L70 154ZM80 153V155H78ZM87 153V152H86ZM149 153V152H148ZM157 153V152H156ZM160 153V152H159ZM167 153V152H166ZM169 153V152H168ZM174 153V152H173ZM177 153V152H176ZM181 153V152H180ZM185 153V152H184ZM205 153V152H204ZM203 153V158H204V160L206 159L205 157H204V155L206 156V154H204ZM221 153V152H220ZM224 153H226V152H224ZM229 153V152H228ZM228 153L227 154H224L223 156L222 155H220L219 154V156H222V157H218L217 159L216 158H210V156H207V157H209L210 159H206L205 161L206 162H208V161H210L209 163H205V162H203V164L205 163L206 165H203V164H201V163H197L196 165H194L193 167H192V170H191V172H190V174L188 173V170H187V174H189V175H187L186 177H183V175H181L182 173H176V175L178 174V176L180 175V176H182L184 179L182 180V178H181V180L180 181H182V183L184 184L185 183V185L183 186L184 188H181L182 187V184H181V182H180V188L181 189H187V187H188V189H191V187L194 189V188H198V189H200L201 187H205V188H209V187H213V184L214 183H218V186L217 187H219L220 185H222L223 184V179L222 178H224V172H223V170H224V165L225 164H230V163H228L230 160H228L229 158H230V156L228 157ZM236 153V152H235ZM39 154V153H38ZM43 154H41V155H43ZM81 154H83V157H82V155ZM137 154V153H136ZM193 154V153H192ZM196 155V157H197V161H203V158L202 157H200V155L198 156L197 154L198 153H195ZM214 154V153H213ZM239 154V153H238ZM241 154V153H240ZM43 155V156H44ZM59 155V154H58ZM78 155V156H77ZM85 155V156H84ZM147 155V154H146ZM164 155H166V154H164ZM186 155V154H185ZM209 155V154H208ZM211 155H212V153H211ZM215 155H216V153H215ZM230 155V154H229ZM233 155V154H232ZM47 156V155H46ZM50 156H53V155H50ZM50 156H49V158H50ZM161 156V155H160ZM235 156V155H234ZM59 157V156H58ZM63 157V156H62ZM66 157H68L67 155H66ZM66 157H63V160H64V158H66ZM71 157H73V156H71ZM184 157V156H183ZM189 157V156H188ZM216 157V156H215ZM19 158V157H18ZM46 158V157H45ZM48 158V159H49ZM60 158V157H59ZM69 158V157H68ZM152 158V157H151ZM162 158V157H161ZM164 158V157H163ZM167 158V157H166ZM165 158V159H166ZM176 158V157H175ZM191 158V157H190ZM193 158V157H192ZM191 158V159H192ZM56 158H51V159H49L51 162L52 161H54ZM72 159H74V158H72ZM74 159V161H71V159L70 160H68L67 158L64 160L65 162H66V160L68 161V162H66V163H69V161H71V162H76V160ZM79 159V160H80ZM82 159V160H83ZM56 160H58V159H56ZM78 160V161H79ZM81 160V161H82ZM152 160V159H151ZM196 160V159H195ZM194 160V161H195ZM46 161H48V160H46ZM61 161V160H60ZM63 161V162H64ZM77 161V162H78ZM86 161V160H85ZM156 161H158V160H156ZM185 161V160H184ZM193 161V160H192ZM233 161V160H232ZM231 161V162H232ZM237 161V160H236ZM236 161H234V165H235V162ZM43 162V161H42ZM50 162V163H51ZM65 162H64V164H65ZM92 162V161H91ZM154 162V161H153ZM179 162H181V161H179ZM191 162V161H190ZM14 163V162H13ZM44 163V162H43ZM54 163H56L57 164V161L56 162H54ZM54 163H52V164H54ZM61 163V162H60ZM141 163V162H140ZM150 163V162H149ZM149 163H148V167H149ZM160 163H161V161H160ZM187 163H188V161H187ZM186 162L185 163H183V164H186L187 166H188V164H187ZM194 163V162H193ZM196 163V162H195ZM232 163H231V165H232ZM52 164H51V167H52ZM56 164H54V165H56ZM70 164V163H69ZM69 164H67V165H69ZM155 164V163H154ZM158 164V163H157ZM177 165H179L178 163H176ZM182 164V165H183ZM207 164L209 165V167L207 168ZM47 165H48V163H47ZM54 165H53V167H54ZM61 165V164H60ZM78 165V164H77ZM234 165H232V167L234 166ZM244 165V166H243ZM8 166V165H7ZM15 166V165H14ZM42 166H44V165H42ZM48 166H50V165H48ZM59 166V165H58ZM154 166V165H153ZM174 166V165H173ZM176 166V165H175ZM211 166V167H210ZM236 166V165H235ZM44 167H46L47 168V166H44ZM148 167H147V169H148ZM158 167V166H157ZM166 167H167V165H166ZM180 167V166H179ZM229 167V166H228ZM13 168V167H12ZM45 168V169H46ZM49 168V167H48ZM55 168V167H54ZM67 168V167H66ZM65 167H64V169H66ZM165 168V167H164ZM170 168V167H169ZM171 168H172V166H171ZM170 168V169H171ZM174 168V167H173ZM176 168V167H175ZM183 168H185V166L183 167ZM57 169H58V167H57ZM63 169V168H62ZM69 169V168H68ZM144 169V168H143ZM155 169V168H154ZM161 169H162V167H161ZM167 169V168H166ZM177 169H178V167H177ZM176 169V170H177ZM188 169V168H187ZM229 169V168H228ZM231 169V168H230ZM229 169V170H230ZM233 169V168H232ZM15 170V169H14ZM41 170V169H40ZM55 170H56V168H55ZM182 170V169H181ZM186 170V169H185ZM226 170V169H225ZM8 171V170H7ZM48 171V170H47ZM51 171V170H50ZM161 171V170H160ZM166 171V170H165ZM154 172V171H153ZM152 172V173H153ZM167 172V171H166ZM228 172V171H227ZM41 172H39V174H40ZM42 173H44V172H42ZM148 173V172H147ZM161 173H162V171H161ZM168 173H170V172H168ZM183 173H185V172H183ZM0 174H2V172H0ZM46 174V173H45ZM173 174V173H172ZM228 174V173H227ZM7 175V174H6ZM35 175V174H34ZM41 175V174H40ZM152 175V174H151ZM154 175V174H153ZM157 175V174H156ZM155 175V176H156ZM164 175V174H163ZM162 175V176H163ZM68 176V175H67ZM96 176V175H95ZM166 176V175H165ZM177 176V177H178ZM154 177V176H153ZM157 177V176H156ZM168 177V176H167ZM170 177V176H169ZM168 177V178H169ZM176 177V176H175ZM99 178V177H98ZM180 178V177H179ZM63 179H65V178H63ZM177 179V178H176ZM43 180V179H42ZM163 180V179H162ZM168 180V179H167ZM17 181V180H16ZM19 181V180H18ZM145 181V180H144ZM174 181V180H173ZM177 181H179V180H177ZM4 182V181H3ZM6 182V181H5ZM4 182V183H5ZM11 182V181H10ZM22 182V181H21ZM56 182V181H55ZM155 182V181H154ZM163 183V182H162ZM171 183H173V182H171ZM175 183H176V181H175ZM179 183V182H178ZM187 183V184H186ZM236 183V182H235ZM54 184V183H53ZM77 184V183H76ZM174 184V183H173ZM7 185V184H6ZM36 185V184H35ZM62 185V184H61ZM157 185V184H156ZM187 185V186H186ZM235 185V184H234ZM233 185V186H234ZM237 185V187H239L238 186V184H236ZM248 185V184H247ZM72 186V185H71ZM158 186V185H157ZM175 186H177V185H175ZM223 186V185H222ZM140 187V186H139ZM148 187V186H147ZM166 187V186H165ZM178 187V186H177ZM250 187V188H251ZM69 188V187H68ZM142 188V187H141ZM170 188V187H169ZM179 188V189H180ZM215 188V187H214ZM219 188H221V186L219 187ZM228 188V187H227ZM226 188V189H227ZM246 188V187H245ZM58 189V188H57ZM158 189V188H157ZM163 189V188H162ZM177 189V188H176ZM197 189V190H198ZM211 189V188H210ZM72 190V189H71ZM144 190V189H143ZM151 190V189H150ZM166 190V189H165ZM195 190V189H194ZM194 190L192 191V189H191V191L192 192H194ZM203 190V189H202ZM202 190H200V191H202ZM212 190V189H211ZM211 190H209V191H211ZM228 190V189H227ZM260 190L261 191H263V192H260ZM169 191H170V189H169ZM180 191V190H179ZM188 192H189V190H187ZM204 191H205V189H204ZM206 191H208V190H206ZM205 191V192H206ZM215 191V190H214ZM229 191V190H228ZM233 191H234V193H233ZM248 191V190H247ZM250 191V190H249ZM57 192V191H56ZM72 192V191H71ZM172 192V191H171ZM173 192H174V189H173ZM182 192V191H181ZM197 192V191H196ZM203 192V191H202ZM213 192V191H212ZM7 193V192H6ZM62 193V192H61ZM73 193V192H72ZM162 193V192H161ZM185 193H187V192H185ZM184 193V194H185ZM201 193V192H200ZM216 193V192H215ZM247 193V192H246ZM246 193H244L245 195H246ZM58 195H59V193H57ZM65 194V193H64ZM172 193H170V195H171ZM178 194V193H177ZM190 194V193H189ZM195 194V193H194ZM211 194V193H210ZM213 194V193H212ZM248 194H251V192L250 193H248ZM1 195V194H0ZM51 195V194H50ZM144 195V194H143ZM168 196V195H166V196H168V197H173V195H171V196ZM175 195V194H174ZM181 195V194H180ZM183 195V194H182ZM181 195V196H182ZM201 195H203L204 196V193H202ZM206 195H207V192H206ZM251 195V196H252ZM14 196V195H13ZM54 196V195H53ZM60 196H61V194H60ZM60 196H56L57 197V200H62V199H58V198H62V197H60ZM78 196V195H77ZM165 196V197H166ZM190 196H192V195H190ZM199 195H198V192H197V197H198ZM210 196V195H209ZM211 196H214V195H211ZM232 196V197H231ZM9 197V196H8ZM64 197V196H63ZM70 197V196H69ZM95 197V196H94ZM147 197V196H146ZM186 197H189L188 195H186ZM193 198L195 197V196H192ZM191 197V198H192ZM204 197H206V196H204ZM227 197H231L232 199H228ZM163 198V197H162ZM174 198H176V196L174 197ZM183 198V197H182ZM185 198V197H184ZM183 198V199H184ZM196 198V197H195ZM200 198H202V197H200ZM54 199V198H53ZM67 199V198H66ZM161 199V198H160ZM164 199V198H163ZM162 199V200H163ZM181 199V198H180ZM186 199V198H185ZM207 199V198H206ZM209 199V198H208ZM216 199V198H215ZM245 199H248L247 197L245 198ZM69 200H71V198L69 199ZM95 200V199H94ZM187 200V199H186ZM189 200V199H188ZM191 200H193V199H191ZM195 200V199H194ZM194 200H193V202H194ZM218 200V199H217ZM231 200V201H230ZM79 201V200H78ZM88 201V200H87ZM152 201V200H151ZM196 201V200H195ZM207 201V200H206ZM205 201V202H206ZM97 202H98V200H97ZM176 202V201H175ZM188 202H190V201H188ZM219 202H217V203H219ZM65 203V202H64ZM71 203V202H70ZM164 203V202H163ZM180 203V202H179ZM195 203V202H194ZM219 203V204H220ZM243 203V204H242ZM98 204H100V203H98ZM98 204H96V205H98ZM200 204V203H199ZM229 204H231V206L229 205ZM60 205V204H59ZM89 205H91V204H89ZM175 205V204H174ZM179 205V204H178ZM177 205V206H178ZM181 205H183V204H181ZM196 205V204H195ZM214 205V204H213ZM61 206H62V204H61ZM100 206V205H99ZM126 206V205H125ZM141 206V205H140ZM156 206V205H155ZM162 206H163V204H162ZM165 206V205H164ZM170 206V205H169ZM168 206V207H169ZM185 206V205H184ZM191 206H192V204H191ZM200 206H201V204H200ZM97 207V206H96ZM95 207V208H96ZM148 207V206H147ZM152 207V206H151ZM159 207V206H158ZM183 207V206H182ZM190 207V206H189ZM205 207V206H204ZM99 208V207H98ZM153 208V207H152ZM157 208V207H156ZM165 208V207H164ZM195 208V207H194ZM212 208V207H211ZM52 209V210H51ZM73 209V208H72ZM100 209V208H99ZM98 209V210H99ZM177 209V208H176ZM175 209V210H176ZM183 208H181L179 211H181ZM191 209V208H190ZM46 210H48V216H50V217H53V215H55V217L54 218H50V219H48L49 220V227H50V229H52V232H54L55 234L58 232V230L59 231H61V228H65V227H67V228H72V227H76V225H74L75 223L78 225V224H82V222L83 223H85V221H86V224L84 225L85 227H89L88 229H90V230H92V229H94V222L92 223V221H94V219H93V217L94 216H90L89 214H91L89 211V213H88V218H86V217H84V215H83V213H76V215H74L73 213V216H68V215H66V214H64V215H59V214H57V213H60V212H57V208H54V207H49V209H46ZM94 210V209H93ZM196 210V209H195ZM44 211V210H43ZM50 211V212H49ZM52 211V212H51ZM59 211V210H58ZM127 211V210H126ZM199 211V210H198ZM54 212V214H52ZM69 212V211H68ZM80 212V211H79ZM82 212H84V210L82 211ZM130 212V211H129ZM176 212H178V210H176ZM176 212L174 213V214H176ZM62 213V212H61ZM97 213V212H96ZM96 213H94V215L96 214ZM150 213V212H149ZM182 213H183V210H182ZM186 213H187V211H186ZM245 213H247V215L245 214ZM139 214V213H138ZM184 214V213H183ZM70 215V214H69ZM92 215V214H91ZM135 215V214H134ZM177 215H179V213H177ZM182 215V214H181ZM190 216H191V214H189ZM86 216V215H85ZM171 216V215H170ZM169 216V217H170ZM176 216V215H175ZM180 216V215H179ZM192 216H194V215H192ZM218 216V217H219ZM45 217H46V214H45ZM134 217V216H133ZM132 217V218H133ZM167 215H166V218L165 219H167ZM168 217V219L170 220V218ZM177 217V216H176ZM181 217V216H180ZM183 217V216H182ZM182 217H181V219H182ZM95 218L97 219L98 218V216H96L95 215ZM144 218V217H143ZM142 218V219H143ZM177 218H179V217H177ZM184 218H186V219H188V215L187 214H185L184 215ZM199 218V217H198ZM212 218V217H211ZM139 219V218H138ZM181 219H179V220H181ZM89 220V221H88ZM140 220V219H139ZM146 220V219H145ZM144 220V221H145ZM171 220H174L173 219V216H172V219ZM219 219H217V221H218ZM167 221V220H166ZM175 221H177L176 220V218H175ZM184 221V220H183ZM182 221V222H183ZM192 221V220H191ZM220 221H219V223H220ZM47 222V221H46ZM182 222H181V224H180V222H179V224L180 225H182ZM186 222V221H185ZM215 222V221H214ZM45 223V222H44ZM128 223V222H127ZM146 223V222H145ZM187 224L189 223V222H186ZM207 223V222H206ZM218 223V222H217ZM100 224V223H99ZM124 224V223H123ZM167 224V223H166ZM170 224V223H169ZM175 222H174V226H175ZM178 224V223H177ZM187 224H183V225H187ZM192 224V223H191ZM194 224V223H193ZM192 224V225H193ZM168 225V224H167ZM182 225V226H183ZM189 225V224H188ZM206 225V224H205ZM249 227H248V226ZM24 226V225H23ZM173 226V223H172V225H171V228L173 229L174 227H172ZM177 226V225H176ZM194 226V225H193ZM74 227V228H75ZM100 227V226H99ZM127 227V226H126ZM189 227V226H188ZM192 227V226H191ZM98 228V227H97ZM125 228V227H124ZM167 228V227H166ZM181 228H183V227H180V229ZM184 228H186V227H184ZM212 228V227H211ZM211 228L209 229V230H211ZM248 229L249 231H245L244 230V232L246 233H249V235L247 234V235H244V233H243V230L242 229ZM47 229V228H46ZM63 229H62V231H63ZM170 229V228H169ZM168 229V230H169ZM187 230H188V228H186ZM185 229V230H186ZM190 229V228H189ZM197 229V228H196ZM206 229H208V228H206ZM205 229V230H206ZM213 229V230H214ZM21 230V229H20ZM48 230V229H47ZM65 230V229H64ZM73 230H75V229H71V231L73 232ZM176 230V229H175ZM182 230V229H181ZM184 230V231H185ZM203 230V229H202ZM19 231V230H18ZM51 231V230H50ZM66 231H67V229H66ZM66 231H64L63 233L62 232H60V233H62V238L63 237H65V235L69 232H66ZM70 231V232H71ZM173 231V230H172ZM176 231H178V230H176ZM198 231V230H197ZM71 232V234H73ZM148 232V231H147ZM153 232V231H152ZM174 233H175V231H173ZM181 232V231H180ZM190 232H191V230H190ZM199 232H201V231H199ZM211 232H212V230H211ZM211 232H209V233H211ZM59 232H58V235L60 234ZM198 233V232H197ZM208 233V232H207ZM208 233V234H209ZM46 234V233H45ZM70 234V233H69ZM69 234H67V235H69ZM93 234H95V233H93ZM189 234H191V233H189ZM253 234V235H252ZM96 235V234H95ZM175 235H177V234H175ZM181 235V234H180ZM204 235V234H203ZM212 235V234H211ZM229 235H231V236H233V237H235V241H233V240H230L229 239ZM252 235V236H251ZM257 235V238H259V240L258 239H256V238H253V237H255ZM55 236H57V235H55ZM182 236H184L183 234H182ZM196 236H198V234L196 235ZM60 238H61V234H60V236H59ZM97 237H98V235H97ZM58 238V237H57ZM66 238V237H65ZM134 238V237H133ZM136 238V237H135ZM165 238H168V237H166L165 236ZM194 238V236L192 237V239ZM196 238V237H195ZM203 238H206V237H201V239L200 240H202ZM216 238V239H215ZM64 239V238H63ZM68 239H69V237H68ZM143 239V238H142ZM169 239V238H168ZM186 239L187 240H189V239H191V238H187L186 237ZM197 239V238H196ZM213 239H215V240H213ZM254 239H256V240H254ZM58 240V239H57ZM141 240V239H140ZM161 240V239H160ZM176 240V239H175ZM199 239H197V241H198ZM204 240V239H203ZM202 240V241H203ZM209 240V239H208ZM262 240V241H261ZM60 241V240H59ZM67 241V240H66ZM66 241H60V242H63V244H64V242H65V245H67L66 243H68V242H66ZM196 241V240H195ZM94 242V241H93ZM97 242V241H96ZM165 242H167V240L165 241ZM164 242V243H165ZM204 242H205V240H204ZM237 242H239V243H237ZM148 243V242H147ZM146 243V244H147ZM157 243V242H156ZM159 243V242H158ZM164 243H163V246H164ZM171 243V242H170ZM175 243V242H174ZM173 243V244H174ZM202 243V242H201ZM128 244V243H127ZM130 244V243H129ZM154 244V243H153ZM161 244H162V242H161ZM167 245L169 244V243H166ZM166 244H165V247H167L166 246ZM179 244V243H178ZM182 244V243H181ZM189 244V243H188ZM192 244H194V243H192ZM191 244V245H192ZM195 244H196V242H195ZM229 244H231L232 245V247L231 248H229ZM49 245V244H48ZM59 245H60V243H59ZM59 245H58V251H59ZM61 245H62V243H61ZM184 245V244H183ZM204 245V246H205ZM171 246H172V243H171ZM185 246V245H184ZM193 246V245H192ZM57 247V246H56ZM69 247V246H68ZM168 247H170V245L168 246ZM173 247H175V249H178V248H176V246L175 245H173ZM179 247V246H178ZM200 247H201V249H200ZM61 248V247H60ZM64 248V245H63V247L60 249V250H62L61 252H64V251H69V250H71L70 248H67L66 246H65V248H66V250H64L63 249ZM160 248V247H159ZM196 249V251L194 252V250ZM143 249H145L144 247H143ZM174 249V248H173ZM172 248H171V250H173ZM179 249H180V247H179ZM203 249H206V251L204 250L203 251ZM236 249H240V250H242L243 251V255H241L240 254V251H237ZM124 250V249H123ZM131 250V249H130ZM154 250V249H153ZM170 250V249H169ZM181 250V249H180ZM50 251V250H49ZM57 251V252H58ZM137 251V250H136ZM185 251V250H184ZM183 251V252H184ZM189 251V250H188ZM206 252V253H209L208 255L209 256H207V254H203V252ZM65 252V253H66ZM154 252V251H153ZM169 252V251H168ZM202 252V253H201ZM48 253V252H47ZM65 253H63V254H65ZM68 253V252H67ZM158 253V252H157ZM173 253V252H172ZM172 253H171V255H172ZM176 252H174L173 253V255L175 254ZM179 253V252H178ZM182 253V252H181ZM185 253V252H184ZM77 255V250H74V251H72L71 250V252L69 251V254H68V256H67V260H66V262H65V264L66 263H69V262H67V261H70V259H72L73 257H75L74 255ZM146 254V253H145ZM188 254H189V252H188ZM134 255V254H133ZM142 255H143V253H142ZM175 255H177V254H175ZM184 255V254H183ZM186 255V254H185ZM66 256H64V257H66ZM135 256V255H134ZM140 256V255H139ZM145 256V255H144ZM182 256V255H181ZM53 257V256H52ZM64 257H63V261H65L64 260ZM178 257H180V256H178ZM187 257H189V256H187ZM58 258V257H57ZM144 258V257H143ZM151 258V257H150ZM161 258V257H160ZM176 258V257H175ZM183 258V257H182ZM54 259V258H53ZM148 259V258H147ZM177 259V258H176ZM180 259V258H179ZM184 259V258H183ZM185 259H186V256H185ZM211 259V260H210ZM160 260V259H159ZM174 260V259H173ZM133 262L134 261H136V260H132ZM144 261H146V260H144ZM150 261V260H149ZM176 261V260H175ZM152 262V261H151ZM163 262V261H162ZM173 262V261H172ZM180 262V260L176 263V264H178ZM198 262V261H197ZM207 262V261H206ZM205 262V263H206ZM64 263V262H63ZM136 263V262H135ZM137 263H139V261L137 262ZM154 263V262H153ZM166 263V262H165ZM204 263V262H203ZM204 263V264H205ZM169 264V263H168ZM208 264V263H207Z\"/></svg>","mask_w":264,"mask_h":264},{"label":"snow or ice","instance_id":"snow-or-ice-1","mask_svg":"<svg viewBox=\"0 0 264 264\" xmlns=\"http://www.w3.org/2000/svg\"><path fill=\"white\" fill-rule=\"evenodd\" d=\"M225 167H228V166L225 165ZM245 214L247 215V213H245ZM229 239L235 241V237H233V236H231V235H229ZM237 243H239V242H237ZM202 246H203V245H202ZM231 247H232V245L229 244V248H231ZM236 250H237V251H240V254L243 255V251H242V250H240V249H236Z\"/></svg>","mask_w":264,"mask_h":264}]
</instances>
